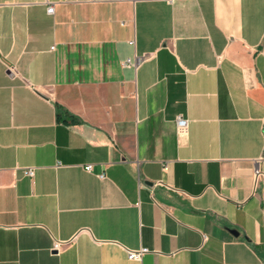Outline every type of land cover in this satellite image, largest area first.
I'll list each match as a JSON object with an SVG mask.
<instances>
[{
    "label": "crops",
    "instance_id": "obj_1",
    "mask_svg": "<svg viewBox=\"0 0 264 264\" xmlns=\"http://www.w3.org/2000/svg\"><path fill=\"white\" fill-rule=\"evenodd\" d=\"M0 264H264V0H0Z\"/></svg>",
    "mask_w": 264,
    "mask_h": 264
},
{
    "label": "built area",
    "instance_id": "obj_2",
    "mask_svg": "<svg viewBox=\"0 0 264 264\" xmlns=\"http://www.w3.org/2000/svg\"><path fill=\"white\" fill-rule=\"evenodd\" d=\"M53 12H54V6H53V4H49L47 6V13L53 14ZM131 43H133V42H131ZM140 59H141L140 56H138L136 58V60H131V59L127 58L124 60V62L122 64L137 67V63L140 61ZM175 124H176V128L178 129V132L187 130L186 128H187L188 122L183 116L179 115L178 118H176V120H175ZM91 167H92L91 163H88V165H86L84 168L86 171H89V170H91ZM164 168H166V165H164ZM33 172H34V168H28L26 170V174L29 175L30 177L34 176ZM262 176H263V172L261 171V169L256 168L254 171V179L256 181H258L259 178H261ZM101 177H102V175H101ZM155 183L164 184L158 180L155 181ZM169 187H171V186H169ZM63 245H64V242L54 241L53 245H52V249H54L55 251H59ZM145 251H149V249H147V247L139 248V249H131V250L127 249L126 255H127V258L129 260H132V259L140 260L142 255L145 253Z\"/></svg>",
    "mask_w": 264,
    "mask_h": 264
},
{
    "label": "trees",
    "instance_id": "obj_3",
    "mask_svg": "<svg viewBox=\"0 0 264 264\" xmlns=\"http://www.w3.org/2000/svg\"><path fill=\"white\" fill-rule=\"evenodd\" d=\"M58 108V107H57ZM60 115H61V112H60V110L57 112V116L58 117H60ZM73 121V120H72Z\"/></svg>",
    "mask_w": 264,
    "mask_h": 264
}]
</instances>
